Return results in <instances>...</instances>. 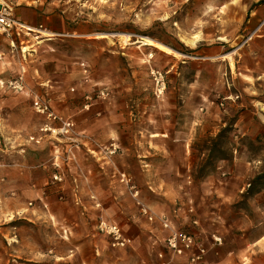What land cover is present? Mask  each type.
Segmentation results:
<instances>
[{"label": "rangeland", "instance_id": "obj_1", "mask_svg": "<svg viewBox=\"0 0 264 264\" xmlns=\"http://www.w3.org/2000/svg\"><path fill=\"white\" fill-rule=\"evenodd\" d=\"M71 1L87 33L22 43L23 88L0 89V264H264V0ZM160 216L193 247L169 250Z\"/></svg>", "mask_w": 264, "mask_h": 264}, {"label": "crops", "instance_id": "obj_2", "mask_svg": "<svg viewBox=\"0 0 264 264\" xmlns=\"http://www.w3.org/2000/svg\"><path fill=\"white\" fill-rule=\"evenodd\" d=\"M68 3L69 5L66 6V9L57 6L53 0H16L14 5L12 4L15 17L28 26L30 32L23 31L19 36L13 37H7L0 33V89H15L13 84L16 83H20L22 86L25 66H21L17 58L19 56L17 48H23L24 46H21L22 43H28L36 36L46 41L54 40L56 37L84 36L87 33L88 28L84 22L87 20L88 13H82L80 15V20L76 19V22L73 23L72 21L75 18L68 9H70L69 6L71 7L74 3L71 0H68ZM82 4L83 2H81V5ZM25 46L30 47L32 45L28 44ZM17 53L18 55L16 57ZM28 54L29 53H27V55ZM26 67H29L28 64ZM52 123L53 122L50 121L48 122L49 125L53 126ZM178 140L181 139H176V141ZM181 141L184 146L185 143H183V139ZM6 185V189L4 192L0 193V196L2 199L6 198V200H9L13 198L14 193L9 187L8 179H6ZM17 198L19 200V193H17ZM8 202L9 201H7V203ZM17 206L19 209L20 205L18 204ZM0 207L2 211H9L7 205L4 207L3 204H0ZM50 216L56 218L55 214L51 213ZM89 242H91V240H89ZM58 256H71V254H60Z\"/></svg>", "mask_w": 264, "mask_h": 264}, {"label": "built area", "instance_id": "obj_3", "mask_svg": "<svg viewBox=\"0 0 264 264\" xmlns=\"http://www.w3.org/2000/svg\"><path fill=\"white\" fill-rule=\"evenodd\" d=\"M23 31L30 32V30H28V26L15 17L13 5L7 0H0V33L6 35L7 37H13L19 36ZM151 74L155 84H160L162 86L160 88L161 90L163 88L162 73L160 71L152 70ZM13 85L17 90H22L23 88L20 83ZM100 94L103 95V91H101ZM32 108L37 114L45 116L50 122H60L58 126H51L48 123L44 124V127L42 128L44 131H51L58 135L68 134L71 131L72 122L58 116L44 100L35 97L32 102ZM71 148H69V150H71ZM55 177L57 178V176ZM140 212L150 222L156 220L154 213L146 205L140 204ZM159 221L164 228L169 230L165 239L166 246L169 250L176 254H181L185 250L193 247V238L189 234L171 229L170 222L164 216H160ZM99 227L110 236L112 246L122 247L128 243L129 239L123 236L119 225L115 223H101ZM203 253L204 250L199 248V252L197 254L189 256L190 263L206 264ZM158 259L157 264H171V258L166 260L163 256H158Z\"/></svg>", "mask_w": 264, "mask_h": 264}, {"label": "bare ground", "instance_id": "obj_4", "mask_svg": "<svg viewBox=\"0 0 264 264\" xmlns=\"http://www.w3.org/2000/svg\"><path fill=\"white\" fill-rule=\"evenodd\" d=\"M29 30V29H28ZM99 36H103V34L99 35ZM191 44L194 43V41H189ZM141 44H144V45H151V46H155L167 53L171 52V49L164 46L163 44L159 43V42H156L155 40L151 39L150 37H141Z\"/></svg>", "mask_w": 264, "mask_h": 264}]
</instances>
